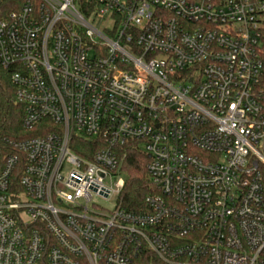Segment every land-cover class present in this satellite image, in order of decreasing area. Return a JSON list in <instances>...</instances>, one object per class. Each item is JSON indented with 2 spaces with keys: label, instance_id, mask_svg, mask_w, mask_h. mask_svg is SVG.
<instances>
[{
  "label": "built area",
  "instance_id": "1",
  "mask_svg": "<svg viewBox=\"0 0 264 264\" xmlns=\"http://www.w3.org/2000/svg\"><path fill=\"white\" fill-rule=\"evenodd\" d=\"M0 69L25 134L0 160V264H264V0H23Z\"/></svg>",
  "mask_w": 264,
  "mask_h": 264
},
{
  "label": "trees",
  "instance_id": "2",
  "mask_svg": "<svg viewBox=\"0 0 264 264\" xmlns=\"http://www.w3.org/2000/svg\"><path fill=\"white\" fill-rule=\"evenodd\" d=\"M23 0H0V20L8 13L16 10ZM22 112L14 100V89L8 75L0 69V160L10 153L5 140L16 141L24 131L21 127ZM37 136L35 133L27 137ZM85 144L83 147L89 148ZM93 150V149H91ZM122 156L121 173L124 185L121 202L127 211L141 212L144 210V199L154 193L151 187L146 165L149 158L137 141H130L119 149Z\"/></svg>",
  "mask_w": 264,
  "mask_h": 264
},
{
  "label": "rangeland",
  "instance_id": "3",
  "mask_svg": "<svg viewBox=\"0 0 264 264\" xmlns=\"http://www.w3.org/2000/svg\"><path fill=\"white\" fill-rule=\"evenodd\" d=\"M95 202L99 203L102 207H104L107 211H110L114 204H115V199H112L111 201L109 202H101L100 200H95Z\"/></svg>",
  "mask_w": 264,
  "mask_h": 264
}]
</instances>
